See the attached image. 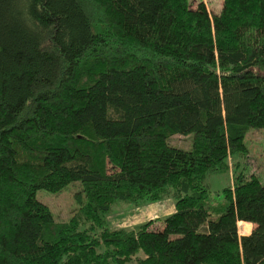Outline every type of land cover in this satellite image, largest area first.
Listing matches in <instances>:
<instances>
[{"label": "trees", "instance_id": "1", "mask_svg": "<svg viewBox=\"0 0 264 264\" xmlns=\"http://www.w3.org/2000/svg\"><path fill=\"white\" fill-rule=\"evenodd\" d=\"M263 129L264 0H0V264H264V182L239 161ZM73 183L56 221L38 192ZM168 199L111 229L116 203Z\"/></svg>", "mask_w": 264, "mask_h": 264}, {"label": "rangeland", "instance_id": "2", "mask_svg": "<svg viewBox=\"0 0 264 264\" xmlns=\"http://www.w3.org/2000/svg\"><path fill=\"white\" fill-rule=\"evenodd\" d=\"M191 1L196 6L200 2H204L210 11L216 14L222 11L224 4V0ZM245 143L249 149V155L246 159H239L241 168L246 174H256L264 182V129L251 130L245 139ZM170 145L175 148L190 151L193 147V135L175 136L171 139ZM233 161L237 162L235 159ZM231 167L228 173L208 176L206 182L213 192L221 191L223 188L233 184L235 169L234 165ZM79 193H81L80 183H73L61 193L52 194L46 191H39L37 197L50 208L56 221L66 222L74 217L78 209L76 196ZM173 204L174 202L171 199L135 208L126 203H116L108 221L113 230L135 229L145 223L166 217L173 211ZM245 234V230L240 229V235L243 236Z\"/></svg>", "mask_w": 264, "mask_h": 264}, {"label": "crops", "instance_id": "3", "mask_svg": "<svg viewBox=\"0 0 264 264\" xmlns=\"http://www.w3.org/2000/svg\"><path fill=\"white\" fill-rule=\"evenodd\" d=\"M173 205H174V204H173ZM175 211H176V208H175V205H174L173 211H171V213H170L169 215L174 214ZM169 215H167V216H169Z\"/></svg>", "mask_w": 264, "mask_h": 264}]
</instances>
